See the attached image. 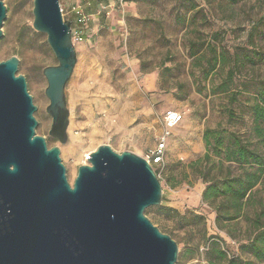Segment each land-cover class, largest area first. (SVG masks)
<instances>
[{
  "label": "rangeland",
  "instance_id": "374dc122",
  "mask_svg": "<svg viewBox=\"0 0 264 264\" xmlns=\"http://www.w3.org/2000/svg\"><path fill=\"white\" fill-rule=\"evenodd\" d=\"M32 2L2 0L6 16L1 26L0 62L11 57L19 60L16 76L25 78L36 107L35 134L45 139L48 149L58 148L69 185L78 167L88 165L85 154L100 146L142 158L165 132V113L173 110L183 121L171 131L165 167L157 174L161 204L147 208L144 216L178 243L176 264H206V247L202 244L198 250H190L185 233L175 229L161 207L204 216L206 238L217 236L229 253L239 254L236 240L243 242L244 222L239 221L236 228L235 223L229 224L228 230L236 236V240L231 239L226 230L215 225V213L201 201L205 185L195 180L189 169H185L188 179L179 186L172 188L169 180L178 175L181 165L204 154L205 130L220 128L255 144L250 106L257 84L264 85V62L240 70L235 79L240 93L230 105L231 91L213 94L226 68L206 73L193 63L188 46L192 41L212 43L217 51L222 48L230 55L245 54L252 47L264 51V0H238L234 4L229 0H61L73 29L77 25L72 6H79L89 18L82 27L83 40L74 43L76 64L65 86L69 110L65 144L48 135L51 118L45 112L48 100L42 70L57 65V61L46 35L32 28ZM242 83L247 84L246 92L241 90ZM226 108L233 111L232 119L227 117Z\"/></svg>",
  "mask_w": 264,
  "mask_h": 264
},
{
  "label": "water",
  "instance_id": "95a60500",
  "mask_svg": "<svg viewBox=\"0 0 264 264\" xmlns=\"http://www.w3.org/2000/svg\"><path fill=\"white\" fill-rule=\"evenodd\" d=\"M5 16L0 0V38ZM32 16L57 61L42 70L48 135L65 144V86L76 64L71 22L59 0H33ZM18 65L16 57L0 62V264H176V242L144 216L161 204L153 168L103 145L70 186L58 148L35 134L36 107Z\"/></svg>",
  "mask_w": 264,
  "mask_h": 264
},
{
  "label": "trees",
  "instance_id": "16d2710c",
  "mask_svg": "<svg viewBox=\"0 0 264 264\" xmlns=\"http://www.w3.org/2000/svg\"><path fill=\"white\" fill-rule=\"evenodd\" d=\"M237 1L229 0L232 4ZM188 52L193 63L201 65L200 69L206 73L217 67L221 70L226 68L225 76L213 94L231 91L228 96L230 105L237 101V94L240 93L236 91L235 82L240 70L248 65L254 68L264 62V51L254 47L245 54L230 55L223 52L222 48L217 51L212 43L205 45L192 41ZM240 86L242 91H247L246 83ZM253 94L250 114L251 134L255 144L220 128L205 130L204 154L187 165H181L178 175H171L169 180L172 188L186 181L190 174L195 180H200L205 185L201 194L202 203L212 209L215 225L221 231L226 230L231 239L236 240V236L228 230L229 224L235 223L236 228L239 221L244 222L246 230L243 242L236 240L239 243V254L229 253L225 242L217 236L206 238L204 216L194 212L180 214L173 208L161 207L166 219L174 222L175 229L185 233V245L190 250H198L200 245H205L206 264H264V85L257 84ZM224 111L232 119L231 108ZM225 139L228 140L227 144L224 143ZM185 169H189L190 174Z\"/></svg>",
  "mask_w": 264,
  "mask_h": 264
},
{
  "label": "built area",
  "instance_id": "2783aa9c",
  "mask_svg": "<svg viewBox=\"0 0 264 264\" xmlns=\"http://www.w3.org/2000/svg\"><path fill=\"white\" fill-rule=\"evenodd\" d=\"M60 1L61 0H59L60 12L62 14V17L67 20ZM70 11L74 15L75 23L77 25V29H73L71 27V40L74 44L83 40L82 27L87 24L89 18L79 6H72ZM182 121L183 118L181 114L173 110L167 111L164 117L165 132L157 140V143L152 148L147 149L144 156H142V158L153 168V170H156L158 176L164 168V157L167 148V140L171 135V131L175 129ZM85 162H87V159Z\"/></svg>",
  "mask_w": 264,
  "mask_h": 264
},
{
  "label": "bare ground",
  "instance_id": "6f19581e",
  "mask_svg": "<svg viewBox=\"0 0 264 264\" xmlns=\"http://www.w3.org/2000/svg\"><path fill=\"white\" fill-rule=\"evenodd\" d=\"M88 155H89V154H85L86 157L84 156V157H85V158H84V162H85L86 159L88 158ZM85 163H87V162H85Z\"/></svg>",
  "mask_w": 264,
  "mask_h": 264
},
{
  "label": "crops",
  "instance_id": "0c3cea01",
  "mask_svg": "<svg viewBox=\"0 0 264 264\" xmlns=\"http://www.w3.org/2000/svg\"><path fill=\"white\" fill-rule=\"evenodd\" d=\"M76 6V5H75Z\"/></svg>",
  "mask_w": 264,
  "mask_h": 264
}]
</instances>
